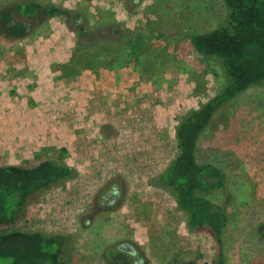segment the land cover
Wrapping results in <instances>:
<instances>
[{
	"label": "rangeland",
	"instance_id": "obj_1",
	"mask_svg": "<svg viewBox=\"0 0 264 264\" xmlns=\"http://www.w3.org/2000/svg\"><path fill=\"white\" fill-rule=\"evenodd\" d=\"M25 1L0 0V14L14 11L16 3ZM32 1L80 10L93 22L102 20L100 8H116L128 2ZM143 3L135 11L114 12L118 21H128L132 29L145 27L141 31L150 40L148 44L167 55L164 82L150 83L151 93L140 105L155 111L154 117L165 131L163 145L171 157L176 151L177 118L215 96L227 83L218 62L204 60L190 49L185 50L188 36L217 28L223 24L226 11L221 0H144ZM14 19L25 23L32 32L29 38L17 43L0 37V166L32 167L41 160L59 159L78 172L81 166H77L75 147L83 126H97L108 120L99 112L106 113L107 109L103 95L93 92L88 114L93 112L94 118H83L81 113L74 112V83L89 75L63 80L62 71L53 67L71 58L75 49L73 34L59 19L41 26L25 17L15 15ZM149 23L152 24L148 26ZM149 28L153 29L150 34ZM183 56L194 67L190 75L179 71L178 59ZM197 159L199 163L220 168L228 179L226 194L219 192L210 197L228 215L225 236L228 264H264V241L256 233L261 227L264 230V86L246 91L214 117L200 140ZM73 183L48 192L37 204L30 205L13 229L73 235L72 264H214L211 238L190 233L181 212L178 211V238L172 235L158 239L154 237V228L148 231L153 226L148 219L149 211L139 207L143 213L139 217L122 212L128 200L125 183L116 184L117 192L112 190L113 184L103 183L87 193L86 184L79 183L77 193L62 200ZM78 197L87 201L86 210L80 214L75 213ZM61 200L66 209L57 205ZM136 219L145 222L143 228L135 223ZM127 250L135 253L128 255Z\"/></svg>",
	"mask_w": 264,
	"mask_h": 264
},
{
	"label": "trees",
	"instance_id": "obj_2",
	"mask_svg": "<svg viewBox=\"0 0 264 264\" xmlns=\"http://www.w3.org/2000/svg\"><path fill=\"white\" fill-rule=\"evenodd\" d=\"M221 1L226 11L223 24L204 33H191L185 50L190 49L204 60L218 62L227 83L215 96L177 118L176 156L161 174L149 180L150 187L172 197L176 209L185 216L190 233L211 238L214 264H228L225 236L229 219L225 209L210 197L219 192L225 195L228 179L220 168L198 162L199 143L221 110L251 88L264 86V0ZM143 2L128 0L116 8H100L102 20L93 22L80 10L26 0L16 3L14 11L0 14V37L17 43L31 36L32 30L15 20V15L38 26L59 19L75 41L69 61L53 66L62 71L63 80H75L84 74L95 81L110 74L120 79L123 76L120 73L128 71L137 76L140 83L161 84L167 55L148 44L150 40L141 31L145 27L132 29L128 21H118L114 12L135 11ZM148 30L149 34L153 31L152 28ZM181 58L178 59L181 61L179 71L190 75L194 67L191 68L185 56ZM61 151L66 152L65 149ZM77 177V170L59 159L41 160L32 167L0 166L1 262L72 264L73 235L23 232L13 227L30 205L37 204L45 194L64 187ZM261 228L256 233L259 240L264 241Z\"/></svg>",
	"mask_w": 264,
	"mask_h": 264
},
{
	"label": "crops",
	"instance_id": "obj_3",
	"mask_svg": "<svg viewBox=\"0 0 264 264\" xmlns=\"http://www.w3.org/2000/svg\"><path fill=\"white\" fill-rule=\"evenodd\" d=\"M120 74L123 75L120 79L110 74L98 81L83 77L74 83L76 88L73 95L76 96L73 111L81 113L83 118H91L93 112L90 115L88 111L91 99L95 96L93 92H99L105 101L104 108H107L106 113L101 110L99 112H102V118L108 120L97 126H83L84 130L79 134L80 140L75 147V157L79 163L77 166L81 168H78V177L73 181L71 190L66 192L62 200L67 195L77 193L76 186L79 183L86 184V193L92 189L95 191L103 183L113 184L111 188L117 192L119 186L116 184L125 183V196L128 200L124 202L122 212H131L139 217L143 214L138 209L141 207L150 212L148 219L153 226L148 231L154 228V237L162 239L163 236L166 238L173 235L178 238L179 215L173 201L165 191L149 186V180L161 174L176 156L177 145L170 157L163 145L165 131L161 129L160 120L158 122L154 117L155 111L140 105L151 93L152 85L140 83L138 77L128 71ZM133 86L135 89L131 88ZM100 132L104 137H101ZM84 198H77L75 205L78 208L75 213L80 214L86 210L87 201L84 202ZM62 200L57 205L66 209ZM135 223L143 228L145 222L136 219Z\"/></svg>",
	"mask_w": 264,
	"mask_h": 264
},
{
	"label": "flooded vegetation",
	"instance_id": "obj_4",
	"mask_svg": "<svg viewBox=\"0 0 264 264\" xmlns=\"http://www.w3.org/2000/svg\"><path fill=\"white\" fill-rule=\"evenodd\" d=\"M128 251L131 252V250H128ZM134 253H135V252H133L132 254H134ZM132 254L129 253L128 255H132Z\"/></svg>",
	"mask_w": 264,
	"mask_h": 264
}]
</instances>
